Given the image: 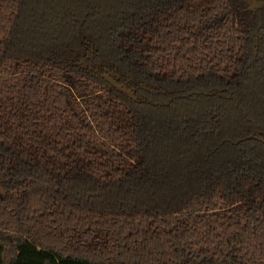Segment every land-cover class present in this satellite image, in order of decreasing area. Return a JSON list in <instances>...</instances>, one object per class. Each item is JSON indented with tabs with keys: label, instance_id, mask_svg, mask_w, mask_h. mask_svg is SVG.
Listing matches in <instances>:
<instances>
[{
	"label": "trees",
	"instance_id": "1",
	"mask_svg": "<svg viewBox=\"0 0 264 264\" xmlns=\"http://www.w3.org/2000/svg\"><path fill=\"white\" fill-rule=\"evenodd\" d=\"M248 1L0 0V264H264Z\"/></svg>",
	"mask_w": 264,
	"mask_h": 264
},
{
	"label": "flooded vegetation",
	"instance_id": "2",
	"mask_svg": "<svg viewBox=\"0 0 264 264\" xmlns=\"http://www.w3.org/2000/svg\"><path fill=\"white\" fill-rule=\"evenodd\" d=\"M248 4H249V9L251 11H254L256 9H259L263 3L259 2L258 0H249L248 1ZM257 55V44L255 43V50H254V56L256 57ZM95 74L96 75H99L104 81L105 83L109 86V88H112L114 89L113 87L110 86V84L108 83V79L109 80H113L118 86H121V85H124L128 90H132L133 93H134V96H135V91H134V88L133 87H130L126 81V79L124 78H121L116 72L115 70H112V69H109V68H97L95 69ZM115 90V89H114ZM116 92H118L117 90H115ZM119 94H121L120 92H118ZM123 95V94H121ZM124 97H126L125 95H123ZM136 97V96H135ZM127 98V97H126ZM129 100V98H127ZM131 101V100H130ZM136 101H137V98H136ZM136 101H132V102H136ZM253 139L260 143L261 145L264 146L263 143H261L259 141V139H262L264 140L263 138L261 137H258V136H255L253 137Z\"/></svg>",
	"mask_w": 264,
	"mask_h": 264
},
{
	"label": "water",
	"instance_id": "3",
	"mask_svg": "<svg viewBox=\"0 0 264 264\" xmlns=\"http://www.w3.org/2000/svg\"><path fill=\"white\" fill-rule=\"evenodd\" d=\"M254 1V0H253ZM108 83L111 87H113L115 90L120 92L121 94L125 95L129 100L136 101V97L134 96V93L132 90H128L124 85L118 86L113 80L108 79ZM261 143L264 144V140L259 139Z\"/></svg>",
	"mask_w": 264,
	"mask_h": 264
}]
</instances>
